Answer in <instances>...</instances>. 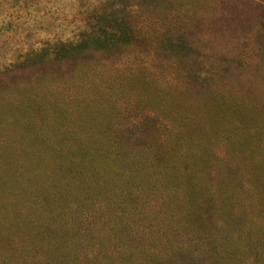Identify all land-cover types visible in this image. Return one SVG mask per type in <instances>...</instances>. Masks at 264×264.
<instances>
[{"label":"rangeland","instance_id":"obj_1","mask_svg":"<svg viewBox=\"0 0 264 264\" xmlns=\"http://www.w3.org/2000/svg\"><path fill=\"white\" fill-rule=\"evenodd\" d=\"M137 1L127 0L131 5L119 11L110 0H0V89L10 88L13 99L26 102L34 94L61 99L70 87L93 79L100 98L88 126L70 140L67 158L95 153L100 162L105 155L114 157L121 145L117 154L126 155L127 163L116 165L113 174L119 178L132 167L128 156L160 148L172 127L186 121V134L165 156L172 158L179 149L189 169L208 175L204 183L211 188L232 175L244 178L248 187L249 177L258 175L256 184L264 190V0H156L152 12L146 1ZM90 26L105 27L111 35L75 47L86 50L76 60L55 53L56 47L75 46ZM57 82L64 87L51 93ZM66 118L80 131L72 116ZM46 136L50 131L44 126ZM148 165L151 170L143 167L144 172L161 169L157 162ZM251 196L238 199L236 210L244 207L252 222L264 218V202ZM224 202L221 197L219 203ZM75 226L89 232L53 253L70 250L78 259L88 255L103 261L104 253L115 256L114 246L122 248L128 240L114 235L98 242L100 226L109 224L94 219L79 217ZM151 229L158 241L157 220Z\"/></svg>","mask_w":264,"mask_h":264},{"label":"trees","instance_id":"obj_2","mask_svg":"<svg viewBox=\"0 0 264 264\" xmlns=\"http://www.w3.org/2000/svg\"><path fill=\"white\" fill-rule=\"evenodd\" d=\"M111 1L119 11L131 5L127 0ZM143 1L148 12L156 9V0L135 4L143 5ZM104 28L90 26L75 46L54 51L76 60L86 50L75 47L111 35ZM117 28L122 34V27ZM74 64L80 67L78 61ZM84 81L70 87L72 92L61 99H41L34 94L26 102L13 99L10 88L0 89V264H221L220 260L224 264H264V218L247 221L244 207L241 212L236 210L238 199L248 193L258 203L264 202V190L256 184L261 178L249 177L246 187L244 178L232 175L211 188L204 183L208 175L189 169L179 149L172 158L165 156L186 134V121L172 127L160 148L141 149L128 156L133 159L132 167L119 178L113 174L116 165L127 163L126 155L117 154L121 145L114 157L105 155L100 162L95 153L64 155L70 140L88 126L94 102L100 98L97 83L90 78ZM52 86L51 93L64 87L59 82ZM67 116L73 117L80 131ZM44 126L50 131L49 138L44 137ZM31 135H37L36 139H30ZM59 136L65 139L57 142ZM151 161L161 169L144 172L143 167L151 170ZM182 162L186 172L181 171ZM201 162L206 164L205 156ZM221 197L224 204L219 203ZM79 217L109 224L100 226L98 242L114 235L128 240L122 248L114 246L115 256L104 253L103 261L88 255L78 259L70 250L53 253L60 246L67 250L70 242L76 245L89 232L75 226ZM155 220L162 233L158 241L151 229ZM38 251L40 257L34 254Z\"/></svg>","mask_w":264,"mask_h":264}]
</instances>
